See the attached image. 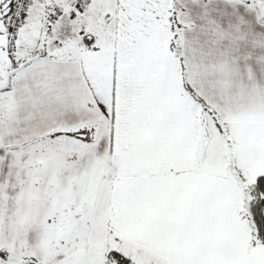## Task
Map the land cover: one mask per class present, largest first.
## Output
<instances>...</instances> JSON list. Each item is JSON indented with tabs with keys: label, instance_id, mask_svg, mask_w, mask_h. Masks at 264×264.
I'll use <instances>...</instances> for the list:
<instances>
[{
	"label": "snow or ice",
	"instance_id": "obj_1",
	"mask_svg": "<svg viewBox=\"0 0 264 264\" xmlns=\"http://www.w3.org/2000/svg\"><path fill=\"white\" fill-rule=\"evenodd\" d=\"M0 264H264V0H0Z\"/></svg>",
	"mask_w": 264,
	"mask_h": 264
}]
</instances>
